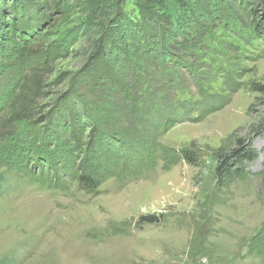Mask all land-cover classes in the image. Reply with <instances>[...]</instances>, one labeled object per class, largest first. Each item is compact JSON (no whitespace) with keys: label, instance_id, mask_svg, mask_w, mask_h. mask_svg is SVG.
<instances>
[{"label":"rangeland","instance_id":"obj_1","mask_svg":"<svg viewBox=\"0 0 264 264\" xmlns=\"http://www.w3.org/2000/svg\"><path fill=\"white\" fill-rule=\"evenodd\" d=\"M195 1L161 0L174 28L187 14L182 3ZM204 1L211 16L187 15L191 48L178 65L143 55L134 0L110 10L129 26L94 23L79 8L51 11L46 23L19 17L17 30L0 23L9 33L0 37V259L209 264L191 258L200 236L232 264H264V0ZM152 39L156 50L162 37L155 30ZM58 139L69 141L76 167L96 142L109 144L112 174L97 193L69 172L58 173L65 188L41 181L50 165L60 169L50 154ZM239 139L257 159L218 185V155ZM153 214L164 218L137 226Z\"/></svg>","mask_w":264,"mask_h":264},{"label":"trees","instance_id":"obj_2","mask_svg":"<svg viewBox=\"0 0 264 264\" xmlns=\"http://www.w3.org/2000/svg\"><path fill=\"white\" fill-rule=\"evenodd\" d=\"M14 2V7L7 10L4 2L5 0H0V17L5 19H12V22L4 21L0 19V23L6 27L9 25L17 30L19 19H29L34 18L40 23H46L49 19V12H57L61 14H66V8H79L84 12L85 16L89 17L92 22H98L105 24L109 22L112 18L113 24L116 25L121 22H125L129 26V21L118 15V12L114 13L110 10L116 8L119 4V0H74V5H69L67 0H12ZM136 6L141 14V21L138 25L140 33L143 36L142 41H144L141 51L143 55L150 54L151 52H158V55L171 59V62H174L178 65L182 59L180 56H184L191 48L188 45L187 38L184 36V31H181L185 28V23L191 17H187L188 14L196 12L203 14V16H211L210 9L207 7L204 0H196L192 5L190 3H182L184 10L187 14L180 21V25L177 26V29L173 27L171 20L166 17L165 12L163 11V5L161 0H134ZM18 9L20 11H18ZM18 12V13H17ZM13 15V18L11 17ZM20 17V18H19ZM94 22V23H95ZM158 31V34L162 37V44L158 47H155L156 50H153L152 44L154 41L153 35L154 31ZM0 37L5 38L9 33L0 29ZM102 37V34H99ZM98 36V37H99ZM111 41L113 40L114 34L109 36ZM181 38V41L178 39ZM128 37L125 36L123 39V44L127 45ZM199 46L196 45L195 48ZM4 48V43L0 42V54ZM112 48V47H111ZM110 48V49H111ZM106 47H100L101 51H104ZM126 59V58H125ZM160 68H165L166 61L164 59H159ZM154 65V64H153ZM164 66V67H161ZM184 66V65H182ZM214 103V101H211ZM56 120L58 123L66 124V117L64 115L57 114ZM56 148L54 151L50 152L51 156L55 160H60V169L55 170L51 167L53 175H48L44 178L41 177V181L47 184V186L54 185L57 187L65 188V181L63 177L58 175L59 171L64 173L69 172V176L73 178L77 183L83 186L89 194L97 193L98 189L101 186L103 177L108 176L110 173V164L113 163L114 159L110 156L109 144H102L100 141L95 143L96 150L91 147L88 152L85 154V158L81 161L79 167L73 165L71 159L73 158L74 151L67 148L68 140L64 139L63 144H60L58 139ZM94 143H92L93 145ZM124 147L131 148L133 145L131 143H124ZM123 151V148H121ZM182 158L186 160L190 165L196 164V159L191 153L187 151H182ZM100 157V158H99ZM168 155L164 159L166 160ZM118 159V156L116 157ZM257 159V153L252 149L250 144H247L245 140L239 139L237 141V146L234 147L231 151L221 152L218 155V162L215 167V174L218 181V185L224 184L228 179L237 178L242 176V173L245 172L246 164L254 162ZM96 161H100L99 165H96ZM56 173L54 174V172ZM164 218L163 215L157 216L145 215L141 216L137 220V226L143 225H155L161 222L160 218ZM207 239L200 236H195L194 241L191 246V258L194 260L196 258L204 257L207 258L209 264H232L230 259L224 255V251L220 250L219 247L213 245H207ZM0 264H19L17 260L13 257H4L0 259Z\"/></svg>","mask_w":264,"mask_h":264}]
</instances>
